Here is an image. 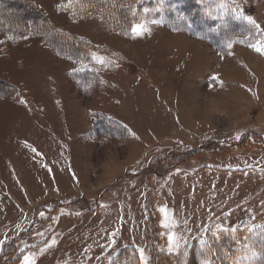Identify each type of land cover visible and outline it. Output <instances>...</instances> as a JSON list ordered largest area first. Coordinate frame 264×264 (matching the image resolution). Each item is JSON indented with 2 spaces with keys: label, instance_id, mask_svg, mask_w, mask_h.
<instances>
[{
  "label": "rangeland",
  "instance_id": "374dc122",
  "mask_svg": "<svg viewBox=\"0 0 264 264\" xmlns=\"http://www.w3.org/2000/svg\"><path fill=\"white\" fill-rule=\"evenodd\" d=\"M14 1L21 14L0 0V264H140V248L149 264H264V0H123L126 28L79 0ZM36 12L92 53L57 52Z\"/></svg>",
  "mask_w": 264,
  "mask_h": 264
},
{
  "label": "trees",
  "instance_id": "16d2710c",
  "mask_svg": "<svg viewBox=\"0 0 264 264\" xmlns=\"http://www.w3.org/2000/svg\"><path fill=\"white\" fill-rule=\"evenodd\" d=\"M10 1L12 2V6L14 8L16 7L14 11H10V14H21L20 11H23L21 4L14 3V0H8L9 3ZM122 1L123 0H79L82 5L89 7V11L86 13L88 14L87 16L91 15L92 12L99 13V15H96L101 19L103 25L107 26L111 23L110 26L119 25L118 27L126 28L127 20L125 18V8H119V5L123 4ZM1 5L4 8L6 7L4 3ZM3 14L5 15V12H3ZM36 14L39 17L29 18L27 20L28 24L33 25L34 29L37 25H41L42 37L51 47L57 50V52L65 56L73 57L79 61H81L80 57L84 58L87 53H92V49L96 44L90 42L88 38L75 35L63 27L54 25L49 17L42 14V12L41 14L36 12ZM2 16V12H0V17ZM86 58L88 57L86 56ZM9 85L5 81L0 80L1 87L6 88ZM4 88H1L0 91L3 92Z\"/></svg>",
  "mask_w": 264,
  "mask_h": 264
},
{
  "label": "snow or ice",
  "instance_id": "6c2138e0",
  "mask_svg": "<svg viewBox=\"0 0 264 264\" xmlns=\"http://www.w3.org/2000/svg\"><path fill=\"white\" fill-rule=\"evenodd\" d=\"M72 3L73 0H67V4L66 5H58V7H72ZM219 8L222 10H227V5L224 4L223 2H221L219 4ZM145 12H148L149 9L145 8L144 9ZM233 15L234 18L236 19H244L246 20L250 25H253L256 28H259V25L256 23L255 19L251 16H244L242 10L237 11L236 9H233ZM210 14V13H209ZM215 19H221L220 16L215 17ZM153 24L155 23H159L158 21H152ZM150 28L147 27L146 23H141V24H136L132 27V32L136 35V36H141L143 34H145V32H150ZM258 44H253L251 45V47H253L257 52H262L264 51V45H259ZM229 48L232 47V42L230 41L227 45ZM93 57L96 59V61L98 63H105V58L104 57H100L97 56L95 53H93ZM69 59H71V57H69ZM132 135H135V133H132ZM35 151V149H33ZM159 211L163 214V220L161 222L162 227H164L165 229H167L168 231L166 233H162V235H166L167 239H168V251L169 253H173V252H178L179 247H180V238L177 236V234L172 231V229H174L178 222L175 220L174 215L171 214L169 212V210L167 209L166 206L164 207H160ZM41 215H44L43 213H41ZM213 235L215 236L216 233H213ZM6 239V238H5ZM4 241L0 240V245H3ZM57 243V241L55 239H53L51 241V244L46 245L45 249H42L41 252L46 251L47 247H51L52 245H55ZM201 244H206L205 241H201ZM139 252V261L140 264H149V257L145 252V249L140 248L138 249ZM34 253H28L24 256V260H23V264H35V259H34ZM201 264H212V262L208 259H203L201 261Z\"/></svg>",
  "mask_w": 264,
  "mask_h": 264
},
{
  "label": "crops",
  "instance_id": "0c3cea01",
  "mask_svg": "<svg viewBox=\"0 0 264 264\" xmlns=\"http://www.w3.org/2000/svg\"><path fill=\"white\" fill-rule=\"evenodd\" d=\"M80 36H82V37H86V38H88V36H85V35H83V34H79ZM89 39V38H88ZM91 40V39H90ZM69 100V105L72 107V104H73V101H70V100H72V99H68Z\"/></svg>",
  "mask_w": 264,
  "mask_h": 264
}]
</instances>
